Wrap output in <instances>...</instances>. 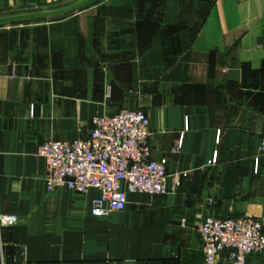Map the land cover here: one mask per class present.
I'll list each match as a JSON object with an SVG mask.
<instances>
[{
  "label": "crops",
  "instance_id": "obj_1",
  "mask_svg": "<svg viewBox=\"0 0 264 264\" xmlns=\"http://www.w3.org/2000/svg\"><path fill=\"white\" fill-rule=\"evenodd\" d=\"M78 1L0 0V18ZM89 4L0 24V216L15 218H0V264H204L203 216L264 217V0ZM123 108L147 113L154 158L188 174L95 217L97 191L49 192L37 151Z\"/></svg>",
  "mask_w": 264,
  "mask_h": 264
},
{
  "label": "built area",
  "instance_id": "obj_2",
  "mask_svg": "<svg viewBox=\"0 0 264 264\" xmlns=\"http://www.w3.org/2000/svg\"><path fill=\"white\" fill-rule=\"evenodd\" d=\"M85 137L47 141L37 151L45 161L47 190L68 188L79 194L91 190V214L106 217L124 211L129 194L165 196L180 187L186 172L168 173L164 160L153 156L150 119L141 109L123 108L92 118ZM264 158V136L260 144ZM213 201H209L212 205ZM12 223L14 217H4ZM204 264H248L252 255L264 259V217L206 214L199 224Z\"/></svg>",
  "mask_w": 264,
  "mask_h": 264
},
{
  "label": "water",
  "instance_id": "obj_3",
  "mask_svg": "<svg viewBox=\"0 0 264 264\" xmlns=\"http://www.w3.org/2000/svg\"><path fill=\"white\" fill-rule=\"evenodd\" d=\"M94 0H79L78 2L61 9H54L50 11H44V12H35V13H29L24 15H16L11 17H4L0 18V24H8V23H16L21 21H28V20H40V19H47L52 17H58V16H64L71 14L75 11H78L79 9L85 7L89 3H91ZM29 89H26V98L28 97Z\"/></svg>",
  "mask_w": 264,
  "mask_h": 264
},
{
  "label": "rangeland",
  "instance_id": "obj_4",
  "mask_svg": "<svg viewBox=\"0 0 264 264\" xmlns=\"http://www.w3.org/2000/svg\"><path fill=\"white\" fill-rule=\"evenodd\" d=\"M102 1H104V0H94V1H92L89 5L92 6V5L97 4V3H100V2H102ZM75 3H76V2H75ZM72 4H74V3H68V4H66V5H60L59 7H51V8H49V9H44V10H41V11H39V12H42V11H50V10H54V9H61V8H64V6H65V7H68V6L72 5ZM87 7H88V6H87ZM64 16H65V15H64ZM60 17H62V16L52 17V18H47V19H42V21H44V20H49V19H57V18H60ZM9 25H11V24H9Z\"/></svg>",
  "mask_w": 264,
  "mask_h": 264
}]
</instances>
